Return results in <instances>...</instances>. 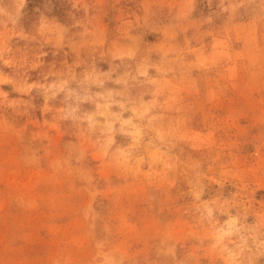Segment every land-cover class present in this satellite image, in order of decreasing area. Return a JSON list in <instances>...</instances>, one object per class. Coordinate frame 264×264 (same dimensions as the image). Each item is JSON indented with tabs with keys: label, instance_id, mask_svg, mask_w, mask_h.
Masks as SVG:
<instances>
[{
	"label": "rangeland",
	"instance_id": "374dc122",
	"mask_svg": "<svg viewBox=\"0 0 264 264\" xmlns=\"http://www.w3.org/2000/svg\"><path fill=\"white\" fill-rule=\"evenodd\" d=\"M74 3L27 0L17 23L35 39L11 46L29 62L39 56L29 83L78 61L77 74L92 61L108 71L121 64L113 52L135 54L119 69L131 73L178 55L186 71L164 81L178 103L163 110L160 151L146 144L137 153L144 162L129 172L104 163L68 122L53 128L35 90L21 96L0 85L10 100L32 105L27 115L0 105V264H230L223 244L231 218L246 234L264 231V0ZM49 22L67 29L63 46L37 34ZM85 28L96 43L77 48ZM150 75L159 76L155 67ZM205 204L210 221L197 211ZM247 259L264 264V249L253 245Z\"/></svg>",
	"mask_w": 264,
	"mask_h": 264
},
{
	"label": "clouds",
	"instance_id": "9594fccd",
	"mask_svg": "<svg viewBox=\"0 0 264 264\" xmlns=\"http://www.w3.org/2000/svg\"><path fill=\"white\" fill-rule=\"evenodd\" d=\"M26 3L27 0H0V65L17 73L15 76H9L0 71V85H11L21 96H30L35 90L44 101L42 114H52L51 126L59 128L62 123L68 122L79 140L90 144L100 159L111 167L134 171L136 165L144 162V156L137 153L146 144L158 153L160 150L155 146V141L162 142L165 132L163 110L173 109L178 103V93L166 87L164 81L167 80L169 73L177 70L186 71L180 67L179 56H171L159 66L142 62L135 72L131 73L120 72L119 69L135 54L113 52L112 60H119L121 64H113L108 71L98 69L95 61H92L77 74L75 68L81 67L83 63L78 61L63 71H49L43 81L29 83L26 73L41 66L39 56L29 62L27 56L17 55L20 49L11 46L13 39H35L26 35L17 23L22 17ZM80 3L81 0H76L73 8L79 10L77 5ZM231 6L235 10L240 5ZM83 10L87 15V4H83ZM44 19L42 16L41 20ZM79 23L77 21L73 26H79ZM66 32V28L55 22L42 23L37 28L38 35L44 36L47 41L55 40L57 47L63 46ZM95 43V33L85 28L81 33V42L75 47L83 48ZM171 64H175L176 68L170 66ZM153 67L159 76L150 75V69ZM49 77L52 79L49 80ZM145 96H149L150 99H145ZM58 98L61 107L55 106ZM0 105L24 115H27L29 108L32 107L30 100H10L9 94L2 90ZM149 134H152L153 139L146 140ZM117 135L127 137L129 144L117 146L115 139ZM197 211L200 212L202 219L212 220L214 211L212 207L205 204ZM231 221L234 227L226 231L223 244L230 264H250L247 254L253 251V245L264 249V231H260L258 235L246 234L244 225L239 223L238 218L233 217ZM220 244L221 240L216 239L213 240L212 246Z\"/></svg>",
	"mask_w": 264,
	"mask_h": 264
}]
</instances>
